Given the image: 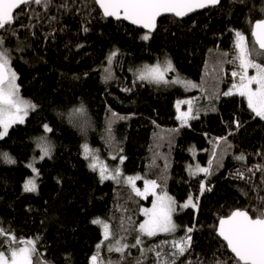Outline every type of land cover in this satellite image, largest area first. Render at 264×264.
I'll use <instances>...</instances> for the list:
<instances>
[{"label":"trees","instance_id":"16d2710c","mask_svg":"<svg viewBox=\"0 0 264 264\" xmlns=\"http://www.w3.org/2000/svg\"><path fill=\"white\" fill-rule=\"evenodd\" d=\"M14 15L15 23L0 30V37L20 92L37 107L0 138V153L15 160L9 164L0 157V227L18 238H38L44 264H90L98 244L112 264H155V253L145 258L142 249L168 253L170 242L186 234L191 244L175 264H233L217 224L235 209L255 216L264 205V171L256 167L264 166V120L254 116L245 98L223 93L235 79L237 64L229 62L235 31L251 38L253 23L264 18V0H221L183 19L162 17L148 40L141 38L148 31L103 17L93 0H51L48 7L31 3ZM166 58L200 89L198 111L186 125L177 119L176 101L188 92L136 80L137 68ZM106 70L112 79L105 80ZM81 104L86 116L70 123L68 113ZM78 122H86L83 132ZM45 124L53 131L46 132ZM40 137L52 146L43 159ZM86 142L110 164L155 180L158 191L173 196L174 233L142 239L141 208L152 196H137L112 179L102 181L84 156ZM241 153L245 159H236ZM197 161L211 174L189 173L187 166ZM29 164L39 173L35 192L23 190L32 175ZM189 196L197 207L180 209ZM96 218L109 222L114 236L129 245L123 254L106 250L109 241L92 223ZM187 228L193 231L186 233ZM138 235L143 243L132 247Z\"/></svg>","mask_w":264,"mask_h":264},{"label":"snow or ice","instance_id":"6c2138e0","mask_svg":"<svg viewBox=\"0 0 264 264\" xmlns=\"http://www.w3.org/2000/svg\"><path fill=\"white\" fill-rule=\"evenodd\" d=\"M93 2L102 11L103 17L127 20L133 25H138L148 30L141 37L143 40H148L151 32L157 27V19L159 17L166 14H171L175 17H184L196 9L217 6L221 0H93ZM31 3L37 5L43 4L44 7H48L51 4V0H0V30L15 23L17 17L14 15V10L24 5H30ZM61 7H67V5H61ZM84 31L87 32L88 29L84 28ZM251 36L253 40L250 46L245 34L240 31H235L234 55L233 59L229 62L237 64L239 70H234L231 75L233 78L239 77V82L233 83L231 88L224 92L223 95L230 96L238 94L245 98L247 106L254 116L264 120V64L257 63L254 58L264 56V19L255 21L252 25ZM3 43V38L0 37V138L7 136L8 130L13 125L23 124L29 111L37 107L30 100L20 95L17 73L11 67V56L9 50L3 47ZM118 52L119 49H116L109 54L107 57L109 63L113 62ZM223 55L227 56L228 54L224 53ZM249 69H254L255 74L249 75ZM171 71H174L171 61L165 60L163 62L158 61L152 65L145 64L137 68L135 70V76L136 80L147 81L157 85L171 83L181 84L185 88L197 87L191 81L183 80L179 77L170 81L167 79L166 74ZM112 78L111 71L106 70L105 80ZM130 90L125 89V91ZM181 103H187L189 105L188 111L179 110ZM176 107L179 113L177 119L182 124L186 125L189 119L195 118L192 114L191 101H178ZM112 115L118 119H124L123 117H117L116 113ZM84 116H86V108L83 104L73 108L68 113L70 123L76 121L77 117ZM78 123L83 132L86 127V122ZM236 123L237 127H239V122ZM43 127L46 132L53 131L47 124ZM37 146L43 152L41 159L44 156L50 155L52 146L46 137L38 138ZM82 147L85 158L91 159L89 168L93 171L98 170L102 181L106 179H118L121 175L118 168L109 170L106 164L100 162L96 151L91 149L87 143ZM0 157L6 163H15V160L6 152L0 153ZM121 159L123 158L121 157ZM236 159L244 160L245 156L241 153ZM28 167L32 168V171L37 175L39 174L38 170L32 164H29ZM256 167L264 171V166L257 165ZM198 172L211 174L209 168L199 166H197L196 171L192 174L195 175ZM239 175L243 178L242 173H239ZM135 179H139V177H127L126 182L132 185L133 191H135L137 196L146 198L151 193L156 197L150 209H141L147 219L139 225L140 234L146 237H153L158 233H174L177 225L173 222L172 216L176 210V202L167 193H163L162 195L156 193L155 189L158 185L155 180H146L145 188L141 191L136 188ZM200 189L201 192L206 190L203 182L200 184ZM23 190L25 192L37 191V183L34 177L25 181ZM261 200L264 201V197H261ZM189 206L193 208L197 207V204L193 202L191 196L188 197L187 202L181 207L188 208ZM92 223L102 225L104 241H109V252L114 251L123 254L124 249L129 247V245L122 243L123 238L115 240L114 234L110 230V225L107 222L96 218ZM192 231V228H187L186 233H191ZM217 232L226 242L227 248L234 254L232 257L233 264H264V205L256 209L255 216L250 215L246 209L233 210L228 216L219 219ZM0 237L4 238L0 240V264H44L40 260L41 254L37 250L38 238H18L14 233L2 227H0ZM110 237L113 239L110 240ZM142 243L143 241L138 235L132 247ZM162 243L169 244V241L165 240ZM170 243L172 251L168 253H163V250L157 251L153 247L142 249V256L146 258L148 252H154L156 257L155 264H175L176 258L183 255L190 246L191 236L186 234L185 237L172 240ZM5 246H7V251L3 250ZM100 247L101 245L98 244L97 253L90 257L91 264H104V261L99 255ZM169 256L171 260L168 259ZM107 264H112V262L108 261ZM137 264H140V261H137ZM217 264H221V262H217Z\"/></svg>","mask_w":264,"mask_h":264},{"label":"rangeland","instance_id":"374dc122","mask_svg":"<svg viewBox=\"0 0 264 264\" xmlns=\"http://www.w3.org/2000/svg\"><path fill=\"white\" fill-rule=\"evenodd\" d=\"M240 32H242V31H240ZM242 33H244V32H242ZM245 34V36L247 37V39H248V41H249V44H250V46H251V42H252V40H253V38H252V36H251V38L248 36V34H246V33H244ZM258 47V46H257ZM255 59H256V62L257 63H262V64H264V56H260V57H254ZM165 60H170V59H164V60H162V61H159V62H163V61H165ZM171 61V60H170ZM157 63V62H156ZM172 63V62H171ZM155 64V63H154ZM149 65H152V64H149ZM173 65V64H172ZM11 67H12V65H11ZM174 68V67H173ZM12 69L16 72V70L12 67ZM224 69L226 70L227 69V67H224ZM238 71L239 69H238V67H234L233 69H232V72L233 71ZM17 73V72H16ZM248 74L249 75H253V74H255V70L254 69H249V72H248ZM166 76H167V79H169L170 81L171 80H174V79H176L177 77H179L180 79H183V80H187V81H191V80H189V79H187V78H184V77H182L178 72H176V70L174 69V71H171V72H168L167 74H166ZM17 77H18V75H17ZM192 82V81H191ZM239 82V77H235V79H234V81L231 83V85H230V87H229V89L231 88V86H232V84L233 83H238ZM17 83H18V79H17ZM193 84H195L194 82H192ZM19 84V83H18ZM152 84H154V83H152ZM156 86H159V87H162V88H172V87H180L181 89H183L185 92H188V95H186V96H184V97H180V98H178L177 99V101H176V105H177V102L178 101H191V106H192V110H193V112H192V114L194 115L197 111H198V106H199V97H198V92H196V91H199L200 89H197L196 87H189V88H185L183 85H181V84H160V85H157V84H155ZM195 85H197V84H195ZM198 86V85H197ZM253 87H255V85H253ZM228 89V90H229ZM227 90V91H228ZM234 91V90H233ZM20 95L23 97V98H25V99H27V100H29L27 97H25L24 95H22V93L20 92ZM188 108H189V105L187 104V103H181L180 104V111H188ZM177 110V109H176ZM30 112V111H29ZM178 111H177V116H178ZM9 131V130H8ZM88 145H89V147L91 148V149H93V150H95L96 151V154L99 156V160H100V162L101 161H103V162H101V163H103V164H106L107 165V167H108V169L109 170H115V169H119L120 170V173H121V175L118 177V179L117 180H113V181H115V182H118V183H121V184H125V185H128V186H130L131 188H132V185H130V184H128L127 182H126V178L127 177H139V179H135V186H136V188H138V189H140L141 191H143L144 190V188H145V181L146 180H148V179H145L144 177H142L139 173H127L126 171H124V169L120 166V165H112V164H110L109 162H108V160L106 159L105 160V158H104V156L99 152V150L98 149H96L92 144H89L88 142H86ZM85 144V143H84ZM91 160V159H90ZM197 166H199V167H202V168H206V165H203L200 161H197V162H194V163H192V164H189L188 166H187V170H188V172L189 173H193V172H195L196 171V168H197ZM35 167V166H34ZM37 167V166H36ZM35 167V168H36ZM198 173H200V172H198ZM35 178V180H36V183H37V174L36 173H34L33 171H32V175L29 177V178ZM28 178V179H29ZM140 181H143L142 183L140 182ZM25 183V182H24ZM132 190H133V188H132ZM155 191H156V193L158 194V195H162L163 193H167V195L168 196H170V197H172L173 198V196L169 193V192H160V191H158V188H156L155 189ZM135 192V191H134ZM148 195H151L152 196V200H151V202H150V204L149 205H144L141 209H145V208H147V209H150L151 207H152V203H153V201L155 200V196L154 195H152L151 193H149ZM173 200H174V198H173ZM188 200V199H187ZM187 200H184V201H182V203L180 204V209H182L183 207H181L184 203H186L187 202ZM194 202V201H193ZM176 209H177V206H176ZM176 211V210H175ZM175 211L173 212V216H172V219H173V222L176 224V221H175V219H174V213H175ZM141 213H142V215H143V219H142V221L140 222V224L141 223H143V221L145 220V219H147V217H145V215H144V213L141 211ZM102 221H105V222H107L106 220H104L103 218H100ZM109 225H110V223L109 222H107ZM100 227H101V230H102V234H103V227H102V225H100ZM110 230H111V225H110ZM112 231V230H111ZM112 233H113V231H112ZM159 234V233H158ZM141 235V237H142V239L143 238H145L146 236H143L142 234H140ZM110 238H112V237H110ZM114 238H115V240H118V238H116L115 236H114ZM113 239V238H112ZM111 239V240H112ZM103 242V240L101 241V244H103L102 243ZM105 242H107V241H105ZM106 246V250L108 249V243L105 245ZM96 253H97V251H96ZM96 253H94V254H96ZM104 251L100 248V251H99V255H100V257L102 258V260L104 261V264L105 263H107V258L104 256ZM93 254V255H94ZM92 255V256H93ZM90 264H91V262H89Z\"/></svg>","mask_w":264,"mask_h":264},{"label":"water","instance_id":"95a60500","mask_svg":"<svg viewBox=\"0 0 264 264\" xmlns=\"http://www.w3.org/2000/svg\"><path fill=\"white\" fill-rule=\"evenodd\" d=\"M213 7H215V6H213ZM213 7H207V8H202V9H196L195 11H193V12H191V13H189V14H187L186 16H184V17H175L174 15H171V14H166V15H164V16H162V17H165V16H173V17H175V18H178V19H183V18H185V17H188V16H190V15H192V14H194V13H197V12H200V11H203V10H206V9H208V8H213ZM18 10V9H17ZM15 11L16 10H14V13H15ZM162 17H159L158 19H157V24H158V21H159V19L160 18H162ZM107 18H112V19H114V20H117L116 18H114V17H107ZM262 19H264V18H262ZM122 21H126V22H128V23H130L131 25H133L130 21H127V20H123V19H121ZM258 20H260V19H258ZM257 21V20H256ZM255 23V22H254ZM253 23V24H254ZM133 26H136V27H138V28H141V29H143L141 26H138V25H133ZM157 28V27H156ZM143 30H146V29H143ZM156 30V29H155ZM154 30V31H155ZM146 31H148V30H146ZM154 31H152V32H154ZM228 216V215H227ZM224 217H226V216H224ZM218 226H219V221H218V224H217V228H218ZM216 233H217V235H218V237L226 244V242L223 240V238L222 237H220L219 236V234H218V232H217V229H216ZM230 252H231V250L230 249H228ZM232 253V252H231ZM233 254V253H232ZM234 255V254H233Z\"/></svg>","mask_w":264,"mask_h":264},{"label":"bare ground","instance_id":"6f19581e","mask_svg":"<svg viewBox=\"0 0 264 264\" xmlns=\"http://www.w3.org/2000/svg\"><path fill=\"white\" fill-rule=\"evenodd\" d=\"M252 28V27H251Z\"/></svg>","mask_w":264,"mask_h":264}]
</instances>
